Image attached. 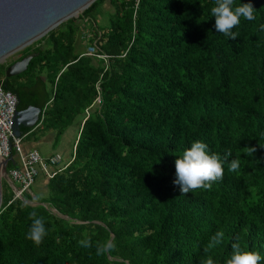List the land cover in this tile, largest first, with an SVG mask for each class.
<instances>
[{
	"label": "trees",
	"instance_id": "16d2710c",
	"mask_svg": "<svg viewBox=\"0 0 264 264\" xmlns=\"http://www.w3.org/2000/svg\"><path fill=\"white\" fill-rule=\"evenodd\" d=\"M245 3L256 19L241 17L232 39L215 29V0H95L0 63L17 109L41 108L22 138L51 129L58 143L81 118L65 167L38 174L21 198L2 180L0 264H226L236 242L264 264V0L234 7ZM195 141L232 156L211 190L183 194L175 160ZM33 211L47 229L39 246L27 239ZM217 231L221 244L205 253ZM106 240L115 251L98 256Z\"/></svg>",
	"mask_w": 264,
	"mask_h": 264
},
{
	"label": "clouds",
	"instance_id": "9594fccd",
	"mask_svg": "<svg viewBox=\"0 0 264 264\" xmlns=\"http://www.w3.org/2000/svg\"><path fill=\"white\" fill-rule=\"evenodd\" d=\"M234 4L235 0H215V6L211 8V16L215 17V29L217 32L223 33L232 39L237 37V33L233 32L232 29L240 24L241 17L248 21L256 19L254 15L255 9L250 3L240 4L235 7ZM249 149L253 153L256 151L253 147H249ZM231 156L232 152L230 150L225 152L223 157L215 153L209 154L205 143L195 141L190 148L184 151L181 157L175 160L176 180L174 182L180 186L183 194H188L197 189L211 190L214 182L223 179V163L229 161ZM239 168V159H231L229 171L238 172ZM38 200L39 197H35L32 203L35 204ZM24 206L27 207L28 203L25 202ZM30 219L32 222L27 233V239L39 246L47 235L45 218L33 211L30 214ZM223 237V231H217L209 238V242L203 251L208 253L220 245ZM79 244L84 248L92 247L90 239L80 240ZM115 248L116 245L112 240H106L103 243L97 242L96 254L102 256L106 253H112ZM232 249V254L226 264H260L262 259L260 253L242 250L239 242L233 243ZM202 264H214V261L209 257Z\"/></svg>",
	"mask_w": 264,
	"mask_h": 264
},
{
	"label": "water",
	"instance_id": "95a60500",
	"mask_svg": "<svg viewBox=\"0 0 264 264\" xmlns=\"http://www.w3.org/2000/svg\"><path fill=\"white\" fill-rule=\"evenodd\" d=\"M95 0H0V63L9 56L41 38L61 22L82 13ZM33 55H27L8 65L7 77L23 72ZM41 115V108L30 105L16 110L14 134L21 136L20 126L34 127ZM10 160L0 159V206L2 180L12 183L7 165ZM13 184V183H12Z\"/></svg>",
	"mask_w": 264,
	"mask_h": 264
},
{
	"label": "built area",
	"instance_id": "2783aa9c",
	"mask_svg": "<svg viewBox=\"0 0 264 264\" xmlns=\"http://www.w3.org/2000/svg\"><path fill=\"white\" fill-rule=\"evenodd\" d=\"M138 0H135L137 5ZM96 53L94 46L86 48L85 54ZM107 58L105 55L96 54ZM16 96L0 85V159H15L17 167L11 168L7 173L11 180L14 198H21L34 184L40 171L51 176V166L57 165L61 159L59 154L42 157L35 149H23L21 136L14 134V118L17 110Z\"/></svg>",
	"mask_w": 264,
	"mask_h": 264
},
{
	"label": "crops",
	"instance_id": "0c3cea01",
	"mask_svg": "<svg viewBox=\"0 0 264 264\" xmlns=\"http://www.w3.org/2000/svg\"><path fill=\"white\" fill-rule=\"evenodd\" d=\"M86 113H88L87 110ZM80 124L81 118L79 117L77 118V120H75L73 124H71L64 130V132L61 134L57 141L58 143L55 142L56 131H53L51 129L29 132L22 138L23 149L27 151L31 148H35L42 155V157H48L51 155L59 154L61 159V168L65 167L72 158V151L77 139ZM59 144H61V148L59 147ZM39 145L40 147L41 145H49L51 148H53L54 151L46 152V146L42 147L43 149L40 150L38 147ZM7 185L13 192L11 183L7 182Z\"/></svg>",
	"mask_w": 264,
	"mask_h": 264
},
{
	"label": "rangeland",
	"instance_id": "374dc122",
	"mask_svg": "<svg viewBox=\"0 0 264 264\" xmlns=\"http://www.w3.org/2000/svg\"><path fill=\"white\" fill-rule=\"evenodd\" d=\"M108 5H106V7H107ZM107 17L106 16H100L99 17V19H98V25L99 26H105V25H107ZM10 57V59H15V58H17L18 57V54H12L11 56H9ZM9 57L5 60L6 62H9ZM4 61V62H5ZM44 146H46V148H47V151L46 152H53L54 150H53V148H51L49 145H41V147H40V145L38 146L39 147V149L40 150H42L43 148L42 147H44ZM59 147L61 148V144H59ZM56 166H61V163L60 164H57ZM51 168H53V166H51ZM43 172L42 171H40L39 172V174L41 175ZM40 178V176L38 175L37 177H36V180H35V183H34V185L35 184H38L39 182H41V180L42 179H39ZM34 185L32 186V188L34 187ZM46 193V192H45ZM45 193H42V194H45Z\"/></svg>",
	"mask_w": 264,
	"mask_h": 264
}]
</instances>
